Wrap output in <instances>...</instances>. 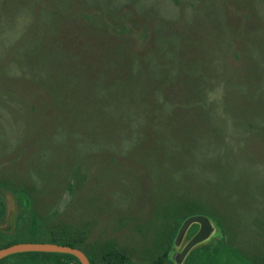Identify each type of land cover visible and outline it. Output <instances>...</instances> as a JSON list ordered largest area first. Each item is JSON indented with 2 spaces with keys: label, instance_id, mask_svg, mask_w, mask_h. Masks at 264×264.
<instances>
[{
  "label": "rangeland",
  "instance_id": "1",
  "mask_svg": "<svg viewBox=\"0 0 264 264\" xmlns=\"http://www.w3.org/2000/svg\"><path fill=\"white\" fill-rule=\"evenodd\" d=\"M0 182L135 262L177 206L176 264L212 216L261 260L264 0H0Z\"/></svg>",
  "mask_w": 264,
  "mask_h": 264
},
{
  "label": "trees",
  "instance_id": "2",
  "mask_svg": "<svg viewBox=\"0 0 264 264\" xmlns=\"http://www.w3.org/2000/svg\"><path fill=\"white\" fill-rule=\"evenodd\" d=\"M12 202L18 205V213L16 209H10ZM30 202L27 192L14 190L0 182V249L22 242L58 243L84 250L91 264H176L171 254L175 243L178 244L184 236L185 230L182 232V228L186 221L196 212L198 214L199 210L200 213L210 216L202 209L194 210L195 207L192 206L175 207L171 211V215H174V222L171 224L173 227L167 234L162 230L150 260L139 263L125 250L116 247L111 240L89 242V232L84 226L59 220L56 213L40 216ZM212 219L215 222L212 232L207 239L201 240L189 251L185 264L191 259L194 264H264V257L257 260L227 244L221 220L213 216ZM195 233V229L189 233L190 240L194 238ZM12 255H23L25 258L7 262L6 259L11 256L9 255L1 259L0 264H82L78 257L69 253L34 251Z\"/></svg>",
  "mask_w": 264,
  "mask_h": 264
},
{
  "label": "water",
  "instance_id": "3",
  "mask_svg": "<svg viewBox=\"0 0 264 264\" xmlns=\"http://www.w3.org/2000/svg\"><path fill=\"white\" fill-rule=\"evenodd\" d=\"M199 219V217H192L186 221L182 228V232L187 230L188 226L191 222ZM204 237H198L192 239L191 243L189 244V247H193L198 242L203 240ZM34 251H40V252H58V253H69L73 254L76 257H78L82 264H91L87 254L84 250L78 248V247H72L68 245H61L58 243H51V242H22V243H16L13 245H10L8 247H4L0 249V260L15 254V253H22V252H34ZM124 264H135V263H124Z\"/></svg>",
  "mask_w": 264,
  "mask_h": 264
}]
</instances>
